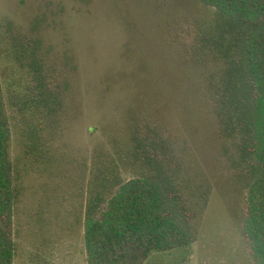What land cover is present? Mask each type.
Instances as JSON below:
<instances>
[{"label": "rangeland", "instance_id": "1", "mask_svg": "<svg viewBox=\"0 0 264 264\" xmlns=\"http://www.w3.org/2000/svg\"><path fill=\"white\" fill-rule=\"evenodd\" d=\"M0 0V79L25 77L21 36L35 40L67 85V107L50 160L26 157L12 128L10 157L22 196L15 215L14 264L37 256L87 264L85 190L96 162L116 158L134 124L153 122L189 146L200 178L211 184L196 243L153 252L145 264H254L242 233L247 185L226 155L206 98L209 72L187 65L169 22L211 25L216 11L199 0ZM122 167L124 180L136 177Z\"/></svg>", "mask_w": 264, "mask_h": 264}, {"label": "trees", "instance_id": "2", "mask_svg": "<svg viewBox=\"0 0 264 264\" xmlns=\"http://www.w3.org/2000/svg\"><path fill=\"white\" fill-rule=\"evenodd\" d=\"M215 9L211 25L176 18L168 26L186 64L209 72L207 102L230 162L247 185L243 239L254 264H264V0H199ZM159 10L165 0H157ZM162 11V10H161ZM25 69L19 82L0 79V264H14L15 215L22 196L10 157L12 128L26 161H51L67 107L65 79L41 46L16 43ZM116 158L94 165L85 190L87 264H145L153 252L196 243L211 184L189 161V146L153 122L134 124ZM122 167L136 177L124 180ZM32 264H52L37 256Z\"/></svg>", "mask_w": 264, "mask_h": 264}, {"label": "crops", "instance_id": "3", "mask_svg": "<svg viewBox=\"0 0 264 264\" xmlns=\"http://www.w3.org/2000/svg\"><path fill=\"white\" fill-rule=\"evenodd\" d=\"M86 263H87V261H86Z\"/></svg>", "mask_w": 264, "mask_h": 264}]
</instances>
